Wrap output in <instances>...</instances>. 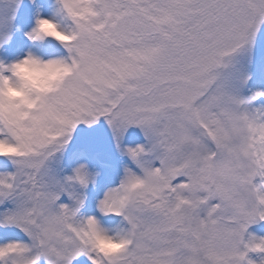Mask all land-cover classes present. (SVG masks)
Listing matches in <instances>:
<instances>
[{
	"label": "snow or ice",
	"instance_id": "6c2138e0",
	"mask_svg": "<svg viewBox=\"0 0 264 264\" xmlns=\"http://www.w3.org/2000/svg\"><path fill=\"white\" fill-rule=\"evenodd\" d=\"M6 3L5 27L21 0ZM57 5L28 37L71 38L75 71L27 115L0 111L14 150L0 154L14 166L0 172V264H254L264 0ZM110 218L126 244L101 255L91 237Z\"/></svg>",
	"mask_w": 264,
	"mask_h": 264
},
{
	"label": "clouds",
	"instance_id": "9594fccd",
	"mask_svg": "<svg viewBox=\"0 0 264 264\" xmlns=\"http://www.w3.org/2000/svg\"><path fill=\"white\" fill-rule=\"evenodd\" d=\"M44 27L55 33L51 25ZM47 38L42 37L39 41ZM56 41L64 47L73 43L71 38L58 34ZM74 71L72 64L64 58L45 60L32 53L8 64L0 62V111L27 115L45 97L56 92ZM12 151L0 145V154ZM125 244V235L116 229L101 228L91 237L92 248L101 255L120 252Z\"/></svg>",
	"mask_w": 264,
	"mask_h": 264
},
{
	"label": "rangeland",
	"instance_id": "374dc122",
	"mask_svg": "<svg viewBox=\"0 0 264 264\" xmlns=\"http://www.w3.org/2000/svg\"><path fill=\"white\" fill-rule=\"evenodd\" d=\"M15 5H9L6 0H0V19L5 16L12 15L10 8ZM58 10L57 0H21L19 4L18 14L15 16L14 22L11 26H0V37L7 33L9 39L4 41L0 38V62L4 64L12 61L23 59L28 53L40 56L45 60L52 58H64L69 63L71 62V54L66 48H60V44L53 43L51 38L43 41H33L29 39L28 34L36 28V20L38 18H54ZM22 39V41H21ZM134 134L143 140L139 130H133ZM14 171V166L10 161H0V172ZM260 184L259 177L254 181ZM120 218H110L105 221V225L109 228L116 229L119 225ZM252 236L257 238V241L264 240V221L255 223L249 226L245 234V242L247 243ZM242 250L243 246H242ZM248 259L252 260L254 264H264V252H249ZM43 264V262H41ZM73 264H90L86 257H81L73 261Z\"/></svg>",
	"mask_w": 264,
	"mask_h": 264
}]
</instances>
